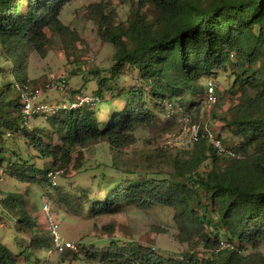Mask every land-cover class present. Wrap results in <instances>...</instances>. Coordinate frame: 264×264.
Segmentation results:
<instances>
[{"label": "trees", "instance_id": "1", "mask_svg": "<svg viewBox=\"0 0 264 264\" xmlns=\"http://www.w3.org/2000/svg\"><path fill=\"white\" fill-rule=\"evenodd\" d=\"M71 1L0 0V45L13 58L15 72L24 65L25 48L44 53L49 44L45 30L68 31L58 16ZM148 5L155 10L151 22L142 13ZM97 7L94 5L93 9ZM98 26L100 40L113 48L108 72L111 78L135 69L139 80L149 86L153 100L181 101L186 92L196 91L202 78L207 80L228 65L237 71L233 87L242 98V103L232 110L233 119L225 122L239 139L234 150L241 154L239 159L216 158L212 147L199 140L188 152L170 161L169 178L123 180L105 192L101 201H94L90 210L95 215H106L125 206L167 207L173 210L178 231L175 238L179 243L196 239L197 246L212 251L223 236L235 242L241 252H222L208 258L184 253L181 260H168L149 248L131 246L115 247L103 257L116 260V264H264L258 251L264 245V114L260 113L264 99V0H137L125 23L114 25L102 16ZM103 81H99L100 87ZM10 91V84L0 88V134L4 129H18L21 120L20 112L19 117L13 116V112L20 110V102L18 97L13 101L8 98ZM197 105L193 101L183 107L187 111ZM153 117L140 89L129 92L123 111L102 128L90 109L60 111L47 120L51 134L39 128L29 131L31 134L25 132L40 157L51 159V166L37 170L17 162V166L10 167V174L20 182L44 186L49 171L69 166L76 147L103 140L112 148L126 147L133 142L128 135L131 129L151 122ZM19 129L22 130L20 126ZM53 137L61 145L51 144ZM81 157L78 153L76 169ZM203 164L207 170L200 172ZM32 221L31 216L19 218L17 231L38 230ZM39 231L40 234L34 232L29 247L50 249L49 233ZM244 249L251 252L243 255ZM218 256L223 258L219 260ZM17 261L0 244V264Z\"/></svg>", "mask_w": 264, "mask_h": 264}, {"label": "rangeland", "instance_id": "2", "mask_svg": "<svg viewBox=\"0 0 264 264\" xmlns=\"http://www.w3.org/2000/svg\"><path fill=\"white\" fill-rule=\"evenodd\" d=\"M136 3L137 0H127L125 3H119L118 0L71 1L58 16L68 31L61 33L45 30L49 44L44 53L41 55L25 48L22 60L24 65L17 72L14 71L13 58L0 45V88L10 84L8 98L12 101L17 99L15 85L24 79L31 90H41L40 103L68 104L65 94L60 93L61 96L45 88L49 82L64 77L69 97L74 98L82 93L100 97V103L91 110L96 113L100 128L123 111L132 89L144 91L147 108L154 116L151 122L131 129L128 135L133 138V142L126 147L112 148L105 140L84 148L76 147L69 166L56 169L59 175L57 185L53 188H49L47 182L44 186L20 182L16 175L10 174V167L17 166L14 164L17 162L37 170H47L51 166V159L41 158L25 136V132L31 134L29 131L35 128L51 134L48 118L32 117L27 120L28 127L18 119V129L1 131L0 244L18 258L17 264H116V260L105 258L104 254L115 250V247L122 249L131 246L149 248L168 260H181L184 253H194L198 258L217 255L216 249L211 251L201 245L197 246L196 239L191 243H179L175 238L178 231L170 208L125 206L119 212L106 215H95L90 211L94 201H101L105 192L123 180L137 182L169 178L170 161L176 155L190 150V145H186L189 136L182 135L180 119L183 114L189 117L192 125L220 137L226 147L235 150L239 142L225 126V122L232 120L235 115L233 108L242 103L240 92L233 87L237 71L230 65L210 77L215 81L217 98L211 107L200 103L202 97L204 100L205 78L199 81L196 91L186 92L181 101L177 98L153 100L149 86L139 80L135 69L111 78L108 72L113 48L100 40L98 20L103 16L114 25L125 23ZM94 5L98 6L97 9H93ZM25 9L26 6L22 8L23 13ZM142 13L151 22L155 14L154 7L148 5ZM100 80H104L101 87ZM198 92L201 94L196 95ZM249 95L253 96V93L249 91ZM193 101L198 105L186 111L183 106ZM168 103H171V109L175 111L172 118L166 117ZM19 112H13V116L19 117ZM260 113L264 114V99L260 104ZM51 144L61 145V142L53 137ZM78 153L82 157L76 169L74 164ZM205 170L207 167L203 164L199 171ZM30 173L34 174L33 171ZM10 197L16 200L9 201ZM45 200L50 203L58 222L61 239L73 242L77 252L48 255V250L29 247L34 232L40 234L39 230H42L47 233L41 213ZM27 216L32 217V222L39 230L17 231V220ZM220 241L228 240L220 236ZM258 251L264 257V245ZM250 252L251 249H244L242 254ZM218 258L220 260L223 257Z\"/></svg>", "mask_w": 264, "mask_h": 264}, {"label": "built area", "instance_id": "3", "mask_svg": "<svg viewBox=\"0 0 264 264\" xmlns=\"http://www.w3.org/2000/svg\"><path fill=\"white\" fill-rule=\"evenodd\" d=\"M45 88L48 91L63 93L65 94L64 98H67L68 104H43L40 103L39 98L42 95L41 90H31L27 82L23 84H16L15 91L17 93L18 100L20 102V118L22 125L27 126V120L35 117L41 116L45 119L51 117L52 115L57 114L60 111H75L78 109H90L93 110L99 103L100 97L98 95H87L80 94L74 98L68 96L67 93V83L64 77L59 78L58 81L49 82L45 85ZM216 84L212 78H208L206 80V84L204 86V100L203 97L200 100V103H204L207 106H213L216 101L215 95ZM61 95V94H60ZM62 96V95H61ZM68 96V97H67ZM168 110L166 112L167 118H172L175 111L171 109V103L167 104ZM180 123L182 126V135H188L189 138L187 140L186 145H190V148L197 143L199 140H205L213 149L214 155L219 159H239L240 155L236 153L234 150L226 147L222 140L216 137L209 130H202L197 125H192L189 117L185 114L182 115L180 119ZM28 127V126H27ZM59 170L49 171L45 178L47 180L49 188H53L57 185L56 179L59 175ZM45 230L49 233L51 238V247L48 249L47 254L51 255L53 253L62 255L65 252L72 251L77 252V247L73 242H64L59 235V225L58 222L52 213L51 205L48 201H44L41 210ZM215 252H234L240 253L241 250L238 249L236 244L226 241H220L217 245Z\"/></svg>", "mask_w": 264, "mask_h": 264}, {"label": "crops", "instance_id": "4", "mask_svg": "<svg viewBox=\"0 0 264 264\" xmlns=\"http://www.w3.org/2000/svg\"><path fill=\"white\" fill-rule=\"evenodd\" d=\"M42 220H43V218H42ZM43 222H44V220H43ZM36 228L39 230V228L36 226ZM17 260H18V258H16Z\"/></svg>", "mask_w": 264, "mask_h": 264}]
</instances>
